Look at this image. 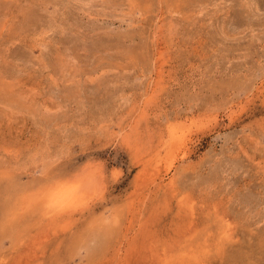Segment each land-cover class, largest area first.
Masks as SVG:
<instances>
[{"label": "rangeland", "instance_id": "1", "mask_svg": "<svg viewBox=\"0 0 264 264\" xmlns=\"http://www.w3.org/2000/svg\"><path fill=\"white\" fill-rule=\"evenodd\" d=\"M0 264H264V0H0Z\"/></svg>", "mask_w": 264, "mask_h": 264}, {"label": "bare ground", "instance_id": "2", "mask_svg": "<svg viewBox=\"0 0 264 264\" xmlns=\"http://www.w3.org/2000/svg\"><path fill=\"white\" fill-rule=\"evenodd\" d=\"M61 189V188H60ZM74 198V197H73Z\"/></svg>", "mask_w": 264, "mask_h": 264}]
</instances>
